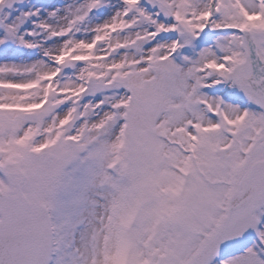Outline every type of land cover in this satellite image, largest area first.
Instances as JSON below:
<instances>
[{
  "label": "snow or ice",
  "instance_id": "1",
  "mask_svg": "<svg viewBox=\"0 0 264 264\" xmlns=\"http://www.w3.org/2000/svg\"><path fill=\"white\" fill-rule=\"evenodd\" d=\"M0 264H264V0H0Z\"/></svg>",
  "mask_w": 264,
  "mask_h": 264
}]
</instances>
